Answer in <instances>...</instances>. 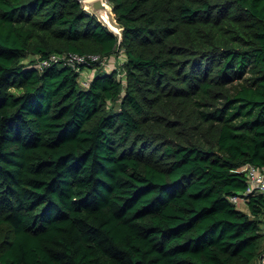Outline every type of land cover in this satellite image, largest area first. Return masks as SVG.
I'll use <instances>...</instances> for the list:
<instances>
[{
  "label": "trees",
  "instance_id": "16d2710c",
  "mask_svg": "<svg viewBox=\"0 0 264 264\" xmlns=\"http://www.w3.org/2000/svg\"><path fill=\"white\" fill-rule=\"evenodd\" d=\"M109 1L0 0V264L260 263L264 0Z\"/></svg>",
  "mask_w": 264,
  "mask_h": 264
},
{
  "label": "built area",
  "instance_id": "2783aa9c",
  "mask_svg": "<svg viewBox=\"0 0 264 264\" xmlns=\"http://www.w3.org/2000/svg\"><path fill=\"white\" fill-rule=\"evenodd\" d=\"M63 60L66 63L76 66V69L81 70L80 67L83 65L90 67L93 63L103 64L108 66V58L102 57L100 54H81L77 52L72 53H60L53 54L47 59H42L37 63V66L43 68L47 65H50L52 62H58ZM91 68V67H90ZM94 74V72H92ZM92 74V75H93ZM87 85L90 82V79L83 80ZM246 171L248 187L246 190L240 191L233 195H230L229 198L236 204H240L242 201H247L249 195L255 192H264V166H257L252 163H248L244 166ZM262 232L264 233V224L262 225ZM260 264H264V256Z\"/></svg>",
  "mask_w": 264,
  "mask_h": 264
},
{
  "label": "water",
  "instance_id": "95a60500",
  "mask_svg": "<svg viewBox=\"0 0 264 264\" xmlns=\"http://www.w3.org/2000/svg\"><path fill=\"white\" fill-rule=\"evenodd\" d=\"M84 7L119 37V43L123 41L125 26L118 20L114 6L109 0H85Z\"/></svg>",
  "mask_w": 264,
  "mask_h": 264
},
{
  "label": "rangeland",
  "instance_id": "374dc122",
  "mask_svg": "<svg viewBox=\"0 0 264 264\" xmlns=\"http://www.w3.org/2000/svg\"><path fill=\"white\" fill-rule=\"evenodd\" d=\"M85 0H83L84 3ZM125 54L124 52H120L119 54H113L111 57L108 58V66H105L107 70H112L114 68H121L123 62H124ZM31 59V58H29ZM28 61V59H27ZM92 72H96V68H90V67H85L83 70H81V80H89L93 77ZM239 206V205H238ZM1 240V238H0ZM260 264V263H258Z\"/></svg>",
  "mask_w": 264,
  "mask_h": 264
},
{
  "label": "crops",
  "instance_id": "0c3cea01",
  "mask_svg": "<svg viewBox=\"0 0 264 264\" xmlns=\"http://www.w3.org/2000/svg\"><path fill=\"white\" fill-rule=\"evenodd\" d=\"M239 207L242 208V209H244V210L249 211V210H248V207H247V204H246L245 201H242V202L239 204ZM261 261H262V259H261ZM260 263H261V262H260Z\"/></svg>",
  "mask_w": 264,
  "mask_h": 264
},
{
  "label": "clouds",
  "instance_id": "9594fccd",
  "mask_svg": "<svg viewBox=\"0 0 264 264\" xmlns=\"http://www.w3.org/2000/svg\"><path fill=\"white\" fill-rule=\"evenodd\" d=\"M93 74V73H92ZM94 75V74H93Z\"/></svg>",
  "mask_w": 264,
  "mask_h": 264
}]
</instances>
